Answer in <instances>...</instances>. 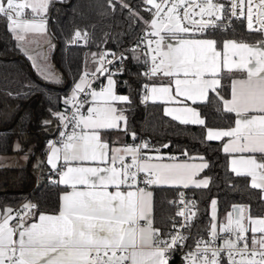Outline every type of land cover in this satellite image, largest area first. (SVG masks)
I'll return each mask as SVG.
<instances>
[{
  "label": "snow or ice",
  "instance_id": "obj_1",
  "mask_svg": "<svg viewBox=\"0 0 264 264\" xmlns=\"http://www.w3.org/2000/svg\"><path fill=\"white\" fill-rule=\"evenodd\" d=\"M248 2L247 28L260 33L261 38L256 44L223 41L222 63L218 41L210 38L208 33L227 31L231 27L232 17L240 19L244 15L243 9L241 7L239 12L236 9L238 3L243 4V0H232L230 8L213 0H201L199 4L194 0H144L155 12H152L150 21H144L148 26L145 35L130 51L133 58L139 60L140 51H143L140 50V44L146 41L147 50L143 54L149 59L144 63L150 62L151 68L144 75L155 77L162 73L163 77L174 78V94L171 85H143L145 92L141 103L149 99L154 103L173 102L177 96H183L193 104L198 101L217 102L219 109V102H222L225 112L236 114V126L222 131L209 129L207 140L231 137L232 140L224 146V152L264 154V115H245L249 112L264 113V0H259L262 7L257 22L260 27H254L251 0ZM118 6L128 10L130 19H143L127 0H108V7L113 11ZM25 7L19 0H0V16L9 22L10 32L15 31L13 25L20 27L15 18L22 15ZM44 7V4L40 5V8ZM180 7L184 8L182 18L178 11ZM152 8L144 10L151 12ZM192 8H199V12L191 11ZM32 10L36 12L37 6L32 5ZM196 15L201 17L199 21L194 19ZM206 15L210 19H205ZM189 21L191 27L186 23ZM39 27L43 28V25ZM81 39L86 43L87 34L77 30L72 42ZM229 51L239 59L231 60ZM92 57L93 63L98 65L95 71H85L75 83L71 96L64 99V104L73 108L67 122V108L63 113L53 114L63 127L59 131L60 139L49 143L48 164L59 176L56 183L65 185L71 191L62 194L58 214L39 213L37 217L33 211L37 208L35 204H25L24 211L14 212L7 208L0 213V264H170L173 253L185 247L189 239L181 229L191 227L196 215V201H186L182 191L179 193V203L185 207L178 209L176 216L183 217V222L180 225L173 222L175 231H170L164 237L160 229L153 227L152 191L138 187L135 192L117 190L113 193L107 189L109 186L119 189L121 184L131 187L137 183L140 173H145L141 182L146 186L164 184L206 188L209 179L194 180L193 177L209 168V163L202 157L199 164L163 163L159 155L156 157L157 162L152 163L144 157L143 149L150 148L146 142L125 145L122 149L113 148L109 157V145L102 136L112 130L128 134L126 108L117 107V104L131 105L132 101L129 96L116 93L117 81L113 79L116 73L105 67V64H112L117 59V54L104 51L99 56L92 53ZM125 59L127 57L121 53L118 69L121 73ZM44 60H47L46 56ZM34 66L46 79L58 81L59 77L50 72L47 65H38L34 61ZM234 70H246L247 77L232 79V97L226 100L218 91L224 79L222 72L226 71L230 75ZM105 73L106 86H102L99 91L92 88L91 82L99 78L97 74ZM181 73L183 79L178 78ZM210 92L215 93L211 100ZM86 105L89 106L84 111ZM164 114L183 125H205V119L197 108L187 105L166 107ZM44 123L48 125L50 121ZM131 136L135 141L136 133L132 132ZM126 155L131 156L130 163L125 161ZM61 159L64 163L58 168ZM261 159L264 160V156ZM109 160L111 166H106ZM73 161H91L95 162V166H73ZM117 162L119 168L115 166ZM231 165V171L237 176L251 177V187L260 189L261 199L264 200V162H258L255 156H248L232 159ZM77 185L85 186V190H78ZM211 206L212 218L215 220L217 201L212 200ZM233 212L237 213V227L224 230L233 231L236 239H226L225 247H217L215 241L220 237L213 224L211 238L207 241L198 240L196 251H189L182 256L183 264H221V253H226L228 264H264V218L242 215L245 212L243 206H233ZM231 215L229 213V218ZM25 216L33 218V222L27 223ZM15 217L20 219L10 224ZM245 219L251 225L250 228L242 223ZM248 231L253 233L251 246L245 235ZM257 232L261 234L259 237L255 235ZM16 235L18 239H14Z\"/></svg>",
  "mask_w": 264,
  "mask_h": 264
},
{
  "label": "trees",
  "instance_id": "obj_2",
  "mask_svg": "<svg viewBox=\"0 0 264 264\" xmlns=\"http://www.w3.org/2000/svg\"><path fill=\"white\" fill-rule=\"evenodd\" d=\"M127 2L142 20L130 19L128 10L119 6L113 11L108 7V0H54L49 3L46 26L53 42L51 59L61 72L59 82L47 81L36 74L8 30L7 19L0 16V155L27 156L24 166L0 167L1 208H14L26 200L37 205L35 212L58 211L63 187L56 183L55 171L43 162L46 140L55 133L60 122L53 114L63 113L64 99L70 97V90L82 74L86 61L93 60L92 53L97 56L104 51L119 53L130 44L148 17V11L144 10L148 5L144 0ZM77 30L87 34L85 46L72 42ZM209 36L214 37L218 45L225 38H260L243 23ZM124 56L127 59L123 61L122 73L118 66L113 77L117 81L116 92L129 96L132 101L131 105L122 107L126 108L127 140L133 141L131 133L135 132V141L142 140L150 145V148L143 149L148 154L179 160H200L202 157L210 165L201 173L209 177L206 188H154L155 226L160 229V234L164 236L171 228L177 194L181 189L192 193L196 201L197 212L190 227L193 234H204L209 230L212 199L217 201L219 216L228 211L233 213V205L247 206L252 215H264L260 191L251 187L246 176L232 173L228 156L222 152L221 141H209L205 136L207 127H231L234 114L225 112L222 102H219V109L217 102H203L197 107L205 125L180 124L163 113L160 103H141L145 92L143 85L159 79L156 76L147 79L143 75L141 54L136 60L129 49ZM222 75V88L218 91L225 99L230 94L231 76ZM105 76H100L95 83L103 81ZM214 97L215 93L210 92V100ZM45 121L50 123L45 125ZM166 143L169 147L164 149ZM170 264H183L180 251L173 253Z\"/></svg>",
  "mask_w": 264,
  "mask_h": 264
},
{
  "label": "crops",
  "instance_id": "obj_3",
  "mask_svg": "<svg viewBox=\"0 0 264 264\" xmlns=\"http://www.w3.org/2000/svg\"><path fill=\"white\" fill-rule=\"evenodd\" d=\"M51 1H54V0H51ZM51 1H50V2H51ZM19 2L24 3V4L26 5L24 11H25V13L27 14V16H28V15H32V14H34V12H33V10H32V5H34V4H32L31 1H29V0H25V1H24V0H19ZM50 2H49V3H50ZM49 3H48V5H49ZM45 14H46V13H45ZM44 17H45V15H44ZM46 24H47V20H46ZM7 25H8V22H7ZM11 33H12V32H11ZM48 33H49V32H48ZM49 35H50V34H49ZM12 36H13V38H14L15 41H16V36H15L13 33H12ZM209 37H210V38H214V37H212V36H209ZM50 38H51V36H50ZM260 38H261V37H260ZM260 38H259V37H255V38L252 39V40H238V39H235V38H225V39H223L222 41L219 42V45H217L218 49H220L221 52H222L221 63L223 62V41H225V40H235V41H238V42H239V41H243V42H247V43H249V44H256ZM51 40H52V39H51ZM173 43L175 44V41H173ZM16 44H17V43H16ZM18 47H19V46H18ZM19 48H20V47H19ZM52 49H53V42H52ZM20 50L24 53V50H22V48H20ZM24 55L27 57V55H26L25 53H24ZM27 58H28V57H27ZM229 58H230L231 60H238V59H239L238 56H232V55H231V51H229ZM28 60L30 61L29 58H28ZM30 63H31V61H30ZM31 65H32V64H31ZM32 67H33V65H32ZM96 67H97V64L93 63V60H92V59L87 60L85 66H84V70H83L82 74L80 75V77L83 75V73H84L85 71H89V72H91V71H95ZM249 67H251V65H249ZM33 68H34V67H33ZM34 70H35V69H34ZM224 73L228 74L226 71L222 72V74H224ZM228 75H229V74H228ZM230 76H231V78H230V94H229V96H228L227 98H225L226 100H230L231 97H232V92H231L232 79H234V78H235V79H245V78L247 77V72H246V70H245V71H235V70H234V71L230 74ZM80 77L74 82V84H73V86H72V88H71V90H70V96H71V94H72V91H73V88H74L75 83H77V82L80 80ZM178 78L183 79V78H184V77H183V74H182V73L179 74V77H178ZM113 79H114V77H113ZM156 79H159V81H157V82H153V83H150V84H149L150 87H151V86L171 85L172 92H173V94L175 93V85H174V83L172 82V81L174 80L173 77H163V75H160V76H156ZM114 80H115V79H114ZM102 82H103L104 86H106V84H107V79H106V77L103 79ZM97 91H99V90H97ZM116 93H117L118 95H125V94L118 93V92H116ZM209 94H210V93H209ZM89 99H90V97H89ZM147 101H148V102H152V103H154L151 99H149V100H147ZM155 103H160V104L162 105V111H163V113H164V109H165L166 107H168V108H177V107H183L184 105H187V106H190V107L197 108V110L199 111V109H198V107H197V104H199V103H203V102H199V101H198L196 104H193L191 100H187V99H186L185 97H183V96H177V97L175 98V101H173V102H161V101H157V102H155ZM123 105H124V104H117V107L122 108ZM88 106H89V105H86V106H85V110H84V111H86V108H87ZM222 106H223V103H222ZM233 114H234V123H233V125H232L231 127H228V128L207 127V128H206V132H205L206 139H207V132H208L209 129L214 130V131H222V130H229V129H231V128H235V126H236V125H235V120H236L237 117H236V114H235V113H233ZM245 115H247V116H259V115H264V113H259V112H249V113H246ZM167 117L171 118V116H167ZM201 117H202V116H201ZM202 118H203V117H202ZM175 121H177V120H175ZM177 122H179V121H177ZM79 130H80V129H77V131H79ZM102 139L105 140V141L108 143V145H109V153H108L109 157H111V155H112L111 149H113V148H121V149H122V148H123V145H124L126 142H128V140H127V135H126L123 131H117V130H112V131H107V132H105V133L103 134V136H102ZM231 140H232L231 137H223V138H221L220 140H211V141H221V149H222V152L225 153V154L228 156V165H229L230 170H231V167H232V165H231V160L234 159V158L239 159V158H241V157H245V158H246V157H248V156H255V157L257 158L258 162H264V160L261 159V157L264 156V154H260V153L250 154V153H240V152L226 153V152H224L223 149H224L225 144L229 143ZM241 142H243V141H241ZM58 146H59V145H58ZM143 153H144V157H145V159L148 160L149 162H152V163L157 162V161H156V157H157L158 155H155V154H148L147 152H144V151H143ZM145 154H146V156H145ZM10 155H18V154H10ZM48 155H49V149H48V151L44 154L43 162H44L49 168H51L50 165L48 164ZM6 156H8V155H0V167H4V166H1V162L3 161V158H5ZM18 156H24L25 159L23 160V163H24V165H26V163H27V156H25V155H18ZM159 156H160V155H159ZM125 160H126L127 163H130V162H131V156H130V155H126ZM161 162H163V163H190V164H199L201 161H200V160H179V159L162 158V161H161ZM63 163H64V162H63V159H61V161L58 163V168H59L60 165H62ZM24 165H23V166H24ZM72 165H73V166H77V165H81V166H95V162H91V161H89V162L73 161V162H72ZM106 166H111L110 160H109V162H108V164H107ZM115 166H116L117 168H119V167H120L119 162H117V164H116ZM133 170L135 171V169H133ZM202 172H203V171H201L198 175L194 176L193 179H194V180H199V179H204V178L209 179L208 176H204V175H202V174H201ZM232 173H233V172H232ZM233 174H235V173H233ZM235 175H236V174H235ZM246 177L248 178L249 184L251 185V177H248V176H246ZM93 179H95V178H93ZM58 180H59V176H57V181H58ZM59 185L63 187V190H62V192H61L60 195H59L60 203H59L58 211H57L56 213L36 212V213H37V217H38L39 213H46V214H58V213H59V210H60V207H61V203H62V201H61V196H62V194H64L65 192L71 191V189L68 188V187H66L65 185H62V184H59ZM156 187L183 188L182 186L176 187V186H170V185H164V184H160V185H151V186H146V185H145V186L139 187V188H147V190L153 192V197H152V204H153L152 216H153V227H154V228H156V226H155V216H154V188H156ZM190 187H192V186H190ZM190 187H189V188H190ZM137 188H138V187H134V186L129 187V186H126V185H124V184H121V185L119 186V189H117L115 186H109L107 190H108L109 192H113V193H114L115 191H117V190L126 193V192H128V191H133V192H135ZM194 188H195V187H194ZM77 189H78V190H85V186H83V185H77ZM258 190L260 191V194H261V196H262V192H261V190H260V189H258ZM212 200H216V199H212ZM7 208H11V207H4V208H1V207H0V213H3V211H4L5 209H7ZM244 208H245L244 216L251 215L253 218H264V215L257 216V215H252V214H250L249 208H248L247 206H244ZM11 209H13V208H11ZM33 211H35V210H33ZM216 214H217L218 218L220 219V217H219V215H218L217 207H216ZM232 214L234 215V213H232ZM209 216H210L209 230L212 231V227H211V217H212V214H211L210 209H209ZM24 219L27 221V223H31V222H33V218H31V217H29V216H25ZM219 219L217 220V224H216V227H215V231H219V230H221V229L223 228V225H220V224H219ZM16 222H17V221H14V219H13V220L10 221V224H15ZM141 223H143V221H141ZM243 223H244V225H247L249 228L251 227V225L248 223V221H247L246 219L243 220ZM255 235L259 236L260 233L257 232V233H255ZM14 239H18V235L14 236Z\"/></svg>",
  "mask_w": 264,
  "mask_h": 264
},
{
  "label": "built area",
  "instance_id": "obj_4",
  "mask_svg": "<svg viewBox=\"0 0 264 264\" xmlns=\"http://www.w3.org/2000/svg\"><path fill=\"white\" fill-rule=\"evenodd\" d=\"M170 2H171V0H170ZM194 2L196 4H199L201 2V0H194ZM213 2L214 3L223 4V5H225L226 8H230L231 7V4H232V0H213ZM186 6L187 5H185V7ZM241 7L243 9L244 15L240 19H236L235 17H232L231 27L228 28V30L231 29L233 27V25H235V24H241V23H243V24H245L247 26V19H246V17H247V12H248V7H249L248 0H243V4L242 5L238 3L236 11L237 12L241 11ZM251 7H252V12H253L254 27H260L259 23L257 22L258 19L260 18V12H261V7H262L260 5V3H259V0H251ZM147 8H152V6L151 5H148ZM178 11H179V13L181 15V18H182L183 12H184V8L183 7H180L178 9ZM191 11L199 12V8H192ZM152 12H155V9L154 8H152V11L151 12L148 11V17L145 19V21H150L153 18ZM13 15L15 16L14 13H13ZM204 18L205 19H210V17H208L207 15ZM15 19L17 21V20L20 19V17H16ZM194 19L197 20V21H199L201 19V17L199 15H196L194 17ZM186 23L188 24L189 27L192 26L190 21L189 22H186ZM147 28H148V26L145 23H143L142 26L139 28L138 32L136 33V35L133 37V39L130 42V44L127 45L126 47H124L119 53H117V59L115 61H113L112 64H105V67L109 68L112 72H115V68L118 67V66H120L119 55L121 53H123V55H124L127 50L132 49L135 45H137V43L140 42L141 38L144 37ZM217 31L226 32V31H223V30H217ZM217 31H215V32H217ZM211 33H214V32H209L208 35L211 34ZM254 33H256V34H258L260 36V33H258V32H254ZM150 38L155 39L154 37H150ZM74 43L77 46H80V47L86 45L85 40H83V39L79 40L78 42H74ZM152 47L154 48L155 45L153 44ZM140 50H143V51H146L147 50V42L146 41L144 43L140 44ZM143 51H140V54L142 56V73L144 75V73L149 72V70L151 68V63L150 62L148 64H145L144 63L145 60H148L149 59V56H145L143 54ZM97 75L99 77L102 76V75H99V74H97ZM104 75H107V73H105ZM160 75H162V73H159L157 76H160ZM144 76L147 79L153 78V77L146 76V75H144ZM96 80L97 79H95V80H93L91 82V87L94 88V89H96V90H100V88L102 86H104V84H103L102 81L95 83ZM81 97H83V94H81ZM66 108H67V113H66V121L65 122H67V118H69L71 116L72 112H73V108H72L71 105L65 106L63 112H65V109ZM62 127L63 126H62L61 121H60L59 124H58L57 130L55 131V133L46 140V147L44 149V153H46L48 151V149H49V143L50 142H55V141H58L60 139V137H59V131L61 130ZM69 130H70V126H69ZM142 143H145V141H142V140L128 141L123 146H125V145H133V144L139 145V144H142ZM55 174L57 175L56 172H55ZM39 175H40V171L37 174V177H39ZM144 175H145V173H140L138 175V177H137V183L136 184H133L131 186H134V187H142V186H145L141 182L143 180ZM36 184H37V180L35 181L34 186ZM181 191L185 194V200L186 201L187 200H195V198L192 195V193H190L186 189H181L178 192L177 198H176V208H175L174 215L171 218V228L168 231V233L170 231H175L172 228L173 222H175L177 225H180L183 222V217L176 216L177 210L178 209H182V208L185 207L183 204L179 203V193ZM25 204H35V203L34 202H31V201H26L25 200V201L19 203L16 207H14L13 208V211L14 212L15 211H24V205ZM194 211L197 212V205H196V208L194 209ZM19 219H20V217H15L14 218V221H17ZM191 224H192V221H191ZM223 227H224V225H223ZM236 227L237 226L229 227L228 229H235ZM181 231H183L184 234L185 235H188V237H189V239L185 242V247L180 248L179 250H177V251H180L182 253V256L186 255L189 251H193V252L196 251V242L198 240H203V241L209 240L211 238L210 233L212 232L211 230H208L204 234H198V233L193 234L191 232L190 228H183V229H181ZM215 232L220 237V239H217L215 241V244H216L217 247H225V240L226 239H231V240H235L236 239V234L233 231L221 229V230L215 231ZM167 234H165L164 237H167ZM245 235L248 238L249 246H251V238L253 236V233L251 231H248L247 233H245ZM259 236H257V237H259ZM221 257H222L221 262H228L227 257H226V253H221ZM237 259H239V257H237Z\"/></svg>",
  "mask_w": 264,
  "mask_h": 264
},
{
  "label": "rangeland",
  "instance_id": "obj_5",
  "mask_svg": "<svg viewBox=\"0 0 264 264\" xmlns=\"http://www.w3.org/2000/svg\"><path fill=\"white\" fill-rule=\"evenodd\" d=\"M29 1H31L32 4L37 6V11L34 12V14L27 16V14L24 11L25 8L22 9V15L20 16V19L16 21L20 25V27L16 28L15 25H13L15 31H12V33L16 36L17 45L20 48H22V50H24V53L30 59L36 74L47 81L53 82L51 79H46L44 76L39 74L37 67L34 66V61L38 65H42V66L47 65L49 71L55 73L59 77L58 81L55 82H59L61 80V72L53 64L51 59L52 46L49 47V42L52 45V40L47 31L46 18L44 17L48 9V3L51 0H29ZM41 4H44L45 7L40 8ZM40 25H43V28H40L39 27ZM19 37H23V39H20ZM45 56L47 57L46 61L44 60ZM105 77H107V75ZM24 159H25L24 156L8 155L5 158H3V161L1 162V166H23ZM211 201H210L209 209L212 214L213 209L211 206ZM229 213L232 214L231 211H228L220 215L219 216L220 219L218 218L217 214L215 220H213V218L211 217V227L213 224L216 226L218 219H219V224L224 225L222 229H228L229 227L237 226L236 224L237 218H235L233 214L229 218ZM242 215H244V213ZM229 220H231V223H229Z\"/></svg>",
  "mask_w": 264,
  "mask_h": 264
},
{
  "label": "water",
  "instance_id": "obj_6",
  "mask_svg": "<svg viewBox=\"0 0 264 264\" xmlns=\"http://www.w3.org/2000/svg\"><path fill=\"white\" fill-rule=\"evenodd\" d=\"M166 144L168 145V143H166ZM163 148L166 149L165 147H163ZM233 206H239V205H233ZM233 206H232V211H233ZM233 213H234V217L237 218V213L236 212H233Z\"/></svg>",
  "mask_w": 264,
  "mask_h": 264
}]
</instances>
